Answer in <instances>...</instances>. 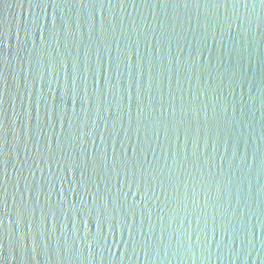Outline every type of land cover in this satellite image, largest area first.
<instances>
[{
    "label": "water",
    "instance_id": "1",
    "mask_svg": "<svg viewBox=\"0 0 264 264\" xmlns=\"http://www.w3.org/2000/svg\"><path fill=\"white\" fill-rule=\"evenodd\" d=\"M262 161L258 0H0V264H264Z\"/></svg>",
    "mask_w": 264,
    "mask_h": 264
},
{
    "label": "snow or ice",
    "instance_id": "2",
    "mask_svg": "<svg viewBox=\"0 0 264 264\" xmlns=\"http://www.w3.org/2000/svg\"><path fill=\"white\" fill-rule=\"evenodd\" d=\"M235 2L236 3H239L240 2V0H235ZM255 2H256V0H253V7H255ZM258 2H259V4L261 5V6H264V0H258ZM114 87V86H113ZM141 112H143V109H141ZM153 123H155V122H153ZM196 150H197V152L199 151V142L197 141V144H196ZM262 166H264V161H262ZM190 239V238H189ZM179 242V241H178ZM250 243V242H249ZM163 244V235H162V237H161V245ZM92 249L91 248H89V251H91ZM179 250V249H178ZM177 250V251H178ZM154 251H156L157 253H160L161 251H163L164 252V254H165V257L167 256V254H168V252H167V249L166 248H163V247H156L155 249H154ZM208 250H207V248H203L202 249V252H204V253H206ZM241 251H243V249H241ZM146 254H151L148 250H146Z\"/></svg>",
    "mask_w": 264,
    "mask_h": 264
}]
</instances>
